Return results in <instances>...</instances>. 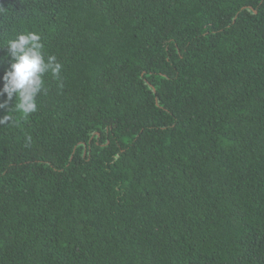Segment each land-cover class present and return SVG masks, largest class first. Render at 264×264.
Here are the masks:
<instances>
[{
    "label": "trees",
    "instance_id": "16d2710c",
    "mask_svg": "<svg viewBox=\"0 0 264 264\" xmlns=\"http://www.w3.org/2000/svg\"><path fill=\"white\" fill-rule=\"evenodd\" d=\"M29 31L62 69L0 108V264H264V0H0V57Z\"/></svg>",
    "mask_w": 264,
    "mask_h": 264
},
{
    "label": "clouds",
    "instance_id": "9594fccd",
    "mask_svg": "<svg viewBox=\"0 0 264 264\" xmlns=\"http://www.w3.org/2000/svg\"><path fill=\"white\" fill-rule=\"evenodd\" d=\"M8 52L0 57V62L8 61L9 66L0 76V95L6 94L5 103L12 101V110L27 116L37 110L36 97L42 91L43 76L51 72L59 77L61 63L54 55L47 56L43 52L44 45L38 32L19 33L7 42ZM8 113L0 117V123L7 122ZM30 139V138H29Z\"/></svg>",
    "mask_w": 264,
    "mask_h": 264
}]
</instances>
